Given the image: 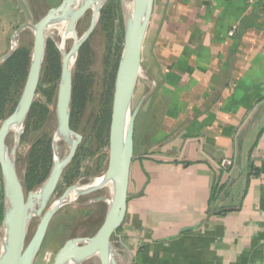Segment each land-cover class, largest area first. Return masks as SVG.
I'll use <instances>...</instances> for the list:
<instances>
[{"label":"crops","instance_id":"1","mask_svg":"<svg viewBox=\"0 0 264 264\" xmlns=\"http://www.w3.org/2000/svg\"><path fill=\"white\" fill-rule=\"evenodd\" d=\"M154 6L142 64L155 90L118 253L127 264H264V0ZM23 19L0 0V58Z\"/></svg>","mask_w":264,"mask_h":264},{"label":"water","instance_id":"2","mask_svg":"<svg viewBox=\"0 0 264 264\" xmlns=\"http://www.w3.org/2000/svg\"><path fill=\"white\" fill-rule=\"evenodd\" d=\"M25 22L19 26L11 38L10 50L0 58V66L10 59L18 49L16 40L27 30L34 31L28 76L14 112L0 127V169L4 187V216L0 230V264H35L45 241L52 219L64 206L70 204L67 198L72 190L68 189L52 206H49L65 169L74 159L83 137L71 127L74 67L79 51L93 34L108 0H64L51 9L38 23L34 22L32 12L24 0H16ZM123 4L125 0H122ZM79 2L74 8V4ZM155 0H133L132 15L126 10L124 47L119 60L109 129L108 166L101 177L103 183L89 187L85 192L96 191L110 186L111 198L100 200L108 204L106 217L91 238H74L67 241L58 251L54 264L87 263L96 257L99 264H127L114 247L113 237L124 223L127 206L131 165L135 148V122L146 98L142 99L136 110L131 113L132 99L138 79L142 73V54L145 38L153 15ZM98 5L96 12L93 6ZM89 10L93 11L92 22L86 33L79 37L77 26ZM68 20V29L73 35V46L69 51L60 47L61 74L56 99L57 127L53 136V165L41 186L29 192L24 190L23 181L16 165L17 149L23 134L24 125L33 107L48 44L47 31L58 20ZM73 59L72 64L70 63ZM155 88L149 95L153 93ZM21 126L22 132L10 151L7 140L14 126ZM70 143L69 152L60 159L57 141ZM81 193V194H82ZM39 219L37 228L28 241L30 227ZM117 258V260H116Z\"/></svg>","mask_w":264,"mask_h":264},{"label":"rangeland","instance_id":"3","mask_svg":"<svg viewBox=\"0 0 264 264\" xmlns=\"http://www.w3.org/2000/svg\"><path fill=\"white\" fill-rule=\"evenodd\" d=\"M24 1L32 12L34 22L38 23L51 9L59 7L64 0ZM132 2L133 0H125L123 4L122 0L107 1L101 10L100 18L93 34L81 47L76 59L74 75L76 77V75L80 74L86 77L88 82V92L87 101L83 110L72 120V129L83 137V142L81 144V157L77 164L74 163L68 168L69 173H67L70 175L69 179L72 180L75 186L93 184L97 179L104 175L108 166L110 127L106 130L103 117L108 102L106 100V94H108L112 82L114 81L115 83L117 72L115 66L119 63L124 47L126 27L125 11L127 10V6L132 4ZM105 9V12L110 13V17L108 18L103 17ZM154 11L155 9L153 10V13ZM109 13H107V16ZM92 17L93 11L89 10L79 22L76 28L79 37H82L90 27ZM24 22L25 17L21 23L23 24ZM51 35L53 36L49 37L48 42H53L58 50L63 43L66 51H69L72 48L74 43L73 35L67 37L65 42L62 41V38L58 34L54 35L52 33ZM16 43L18 48L20 46H26L32 52L34 47V31L27 30L17 38ZM46 56L34 103L36 102L40 106H44L47 109V115L40 128L37 127L39 123L36 121L29 123L28 128V118L26 120L16 156V165L20 177H22L25 172V159L31 146L41 137L43 131L47 137L52 139L57 127L56 99L60 78L56 80V82L50 81L48 74L49 66L46 64ZM145 64H142V73L138 79L131 106V113H133L142 99L147 97L135 122L136 143L141 138L144 125L143 108L151 97L149 94L154 89V83L146 73ZM52 91L55 94L52 99L49 100L47 95ZM3 121H0V127ZM7 144L10 151L15 147V132L10 133ZM67 148L68 146L65 143H62L60 147V156L62 155V158L66 157L68 154L69 150ZM66 189L67 186L65 185V181H63L49 206H52L58 201V199L65 193ZM98 196L106 198L107 201L110 200L111 187L109 185L102 187L98 193L82 197H78L71 193L68 200L73 202L61 208L52 219L35 264H54L58 251L67 241L74 238H91L96 234L101 227L108 210V204L105 201L87 206L90 201ZM38 223V218L32 222L28 241L33 236ZM117 241L118 237L114 236L113 243L116 249L118 248ZM87 264H99V262H95L93 259L87 262Z\"/></svg>","mask_w":264,"mask_h":264},{"label":"trees","instance_id":"4","mask_svg":"<svg viewBox=\"0 0 264 264\" xmlns=\"http://www.w3.org/2000/svg\"><path fill=\"white\" fill-rule=\"evenodd\" d=\"M105 11L106 9L103 12V17H110V13ZM107 13H109L108 16ZM31 55L32 52L28 47L20 46L13 56L0 66V121H3L10 116L17 106L18 99L22 94V90L28 76ZM46 57V64L49 66L48 74L50 81L56 82V80L60 78L61 74V54L53 42L49 41L47 44ZM118 64L119 63L115 66V70H117ZM114 85L115 83L113 81L108 94H106V100L108 102L103 116L106 130L110 127ZM87 92L88 82L86 77L80 74L76 75V77L74 75L71 127L72 120L79 115L85 106L87 101ZM54 94L55 93L53 91L49 92L47 98L51 100ZM46 115L47 109L35 102L28 116L27 127L29 128V123L36 121L39 123L37 127L40 128L42 126V122L46 118ZM81 151L82 147L79 148L77 154L78 160L81 157ZM52 160V141L49 137H47V135H43L35 144V147L29 157L28 173L26 178L27 188L29 190L41 185L46 180L50 173ZM63 181L67 184H72V181L69 180L67 174L64 175ZM3 216L4 205L0 209V224L3 221Z\"/></svg>","mask_w":264,"mask_h":264},{"label":"bare ground","instance_id":"5","mask_svg":"<svg viewBox=\"0 0 264 264\" xmlns=\"http://www.w3.org/2000/svg\"><path fill=\"white\" fill-rule=\"evenodd\" d=\"M79 1V0H78ZM79 4V2H76V4H74V8L77 7ZM98 9V5H95L93 6V10L94 12H96ZM127 11L132 15V12H133V4H129L127 6ZM58 34L61 38H62V41L65 42V40L67 39V37H71L72 35H74L69 29H68V20H58L56 21L54 24L51 25L50 29L47 31V38H49L50 36L52 37L53 35L51 34ZM62 42V43H63ZM62 48H64V43L62 44L61 46ZM73 62V59L71 60V64ZM12 132H15L16 134V140L18 141V138H19V135L21 134L22 132V128L21 126L17 125V126H14L13 129H12ZM62 143H65L67 146H68V150H69V147H70V143H67V142H63V141H57V146H58V152H59V156H60V147L62 145ZM62 153V152H61ZM62 156V155H61ZM60 156V159L62 160L63 158ZM94 183L96 184H102L103 183V179L102 178H99L97 179ZM93 183V184H94ZM86 187H77L74 189V191L72 190V192H70L69 196L72 194H75L76 196H79L83 190L85 189ZM68 196V198H69ZM73 196V195H72ZM67 198V202H73V201H70L68 200ZM72 198V197H71ZM95 262L98 261L99 262V258L96 257L95 259ZM117 260V258H116ZM118 261V260H117ZM69 264H75V262H71Z\"/></svg>","mask_w":264,"mask_h":264},{"label":"flooded vegetation","instance_id":"6","mask_svg":"<svg viewBox=\"0 0 264 264\" xmlns=\"http://www.w3.org/2000/svg\"><path fill=\"white\" fill-rule=\"evenodd\" d=\"M43 135H45L44 131H43V133L41 134V137H42ZM41 137H40V138H41ZM40 138H39V139H40ZM39 139H38V140H39ZM38 140H37V141L31 146V148H30V150H29V152H28V154H27V156H26V159H25V172H24L23 176L21 177V179H22V181H23V186H24V190H25L26 195H27L29 192L34 191V190L38 189V188L41 186V185H39V186H36L35 188H33L32 190H29V189L27 188V183H26V178H27V173H28L29 157H30V155H31V153H32V151H33V149H34V147H35V144L38 142ZM51 141L53 142V138L51 139ZM82 142H83V140H82ZM82 142H81V144H82ZM81 144L79 145V147H78V149H77V152H76V155H75L74 159L72 160V162L70 163V165L65 169V171H64V173H63V176H62V178H61V180H60V183H59L58 188L61 187V184H62V182H63V177H64V175L67 174V173H69L68 168L71 167L74 163H75V164L78 163L77 154H78L79 148L81 147ZM52 154H53V147H52ZM52 165H53V160H52ZM51 168H52V166H51ZM50 171H51V169H50ZM69 176H70V175L67 174V177H68V178H69ZM69 180H70V179H69ZM71 181H72V180H71ZM65 185L67 186L66 191H67L68 189H70L71 187L75 186V185L73 184V182H72L71 185H70V184H67V183H65ZM99 185H100V184H90V185H84V186L77 185V186H78V187H86V188L83 190V191H85V190H87L89 187H94V186H99ZM58 188H57V190H56V194H57ZM100 190H101V188L97 189L96 191L85 192V193L80 194L78 197H82V196H88V195L96 194V193H98ZM66 191H65V192H66ZM73 191H74V190H73ZM71 192H72V191H71ZM78 197H77V198H78ZM100 198H102V197H100V196L95 197L92 201H90L89 204H87V206H91V205L99 204L100 202H102V200H100ZM82 238H88V237H82ZM84 264H87V263H84Z\"/></svg>","mask_w":264,"mask_h":264},{"label":"built area","instance_id":"7","mask_svg":"<svg viewBox=\"0 0 264 264\" xmlns=\"http://www.w3.org/2000/svg\"><path fill=\"white\" fill-rule=\"evenodd\" d=\"M231 165H232V162L231 161L225 160V161L222 162V167H224V168H228Z\"/></svg>","mask_w":264,"mask_h":264}]
</instances>
